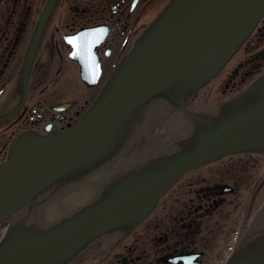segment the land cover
Listing matches in <instances>:
<instances>
[{"label": "water", "instance_id": "water-1", "mask_svg": "<svg viewBox=\"0 0 264 264\" xmlns=\"http://www.w3.org/2000/svg\"><path fill=\"white\" fill-rule=\"evenodd\" d=\"M57 3L49 1L36 40ZM263 15L264 0H171L75 127L16 139L0 166V226L11 223L0 264H68L103 235L133 230L187 171L264 149V74L217 109L186 107ZM155 104L174 110L158 126L157 112L148 116ZM261 219L227 264H264Z\"/></svg>", "mask_w": 264, "mask_h": 264}, {"label": "flooded vegetation", "instance_id": "flooded-vegetation-1", "mask_svg": "<svg viewBox=\"0 0 264 264\" xmlns=\"http://www.w3.org/2000/svg\"><path fill=\"white\" fill-rule=\"evenodd\" d=\"M47 2L0 1V166L22 134L74 127L170 0H58L36 40ZM263 74L264 17L186 107L217 109ZM173 112L155 104L151 125ZM262 215L264 149L223 155L184 174L133 231L103 235L68 264H226Z\"/></svg>", "mask_w": 264, "mask_h": 264}, {"label": "bare ground", "instance_id": "bare-ground-1", "mask_svg": "<svg viewBox=\"0 0 264 264\" xmlns=\"http://www.w3.org/2000/svg\"><path fill=\"white\" fill-rule=\"evenodd\" d=\"M49 1H50V0H48L47 5H48ZM170 1H171V0H170ZM169 3H170V2H169ZM169 3H168V4H169ZM47 5H46V7H47ZM166 7H167V6H166ZM45 10H46V8H45ZM45 10H44V12H45ZM44 12H43V14H44ZM43 14H42V16H43ZM51 17H52V15H51ZM51 17H50V19H51ZM263 17H264V15L262 16V18H263ZM262 18H261V19H262ZM50 19H49L47 25L49 24ZM260 21H261V20H260ZM260 21H259V22H260ZM152 22H153V21H152ZM152 22H151V23H152ZM151 23L149 24V26L151 25ZM258 24H259V23H258ZM258 24H257V25H258ZM149 26H148V27H149ZM37 27H38V26H37ZM46 27H47V26H46ZM255 28H256V27H255ZM255 28H254V30H255ZM254 30H253V31H254ZM252 33H253V32H252ZM252 33H251V34H252ZM136 43H137V42H136ZM136 43H135V45H136ZM135 45H134L133 47H135ZM214 79H215V78H214ZM214 79H212V80H214ZM212 80H211V81H212ZM211 81H210V82H211ZM210 82H209V83H210ZM209 83H208V84H209ZM208 84H207V85H208ZM207 85H206V86H207ZM204 87H205V86H204ZM204 87H202V88H201L198 92H196L195 94L199 93ZM89 107H90V106H89ZM88 109H89V108H88ZM88 109H87V110H88ZM262 112L264 113V108L262 109ZM57 133H61V132H57ZM242 152H245V151H242ZM232 153H240V152H232ZM232 153H230V154H232ZM10 154H11V151H10ZM207 163H208V162H207ZM184 174H186V173H184ZM184 174H183V175H184ZM183 175H182V176H183ZM182 176H181V177H182ZM181 177H180V178H181ZM180 178H179V179H180ZM179 179H178V180H179ZM178 180H177V181H178ZM177 181H176V182H177ZM173 185H174V184H173ZM173 185H172V187H173ZM172 187H171V188H172ZM171 188H170V189H171ZM170 189H169V190H170ZM169 190H168V191H169ZM168 191H167V192H168ZM167 192H166V193H167ZM166 193H165V194H166ZM165 194H164V195H165ZM164 195H163V196L157 201V203H156V205L153 207V209L158 205L159 201L164 197ZM153 209H152V210H151V211H150V212H149V213H148V214H147V215H146V216H145V217H144V218H143V219L137 224V225H139V224H140V223H141V222H142V221H143V220H144V219H145V218H146V217H147V216L153 211ZM134 229H135V228H134ZM134 229H133V230H134ZM79 255H80V254H79ZM75 258H76V257H75ZM75 258H74V259H75ZM74 259H73V260H74ZM73 260H72V261H73ZM230 260H231V259H229V261H230ZM229 261H228V262H229ZM228 262H227V263H228Z\"/></svg>", "mask_w": 264, "mask_h": 264}, {"label": "rangeland", "instance_id": "rangeland-1", "mask_svg": "<svg viewBox=\"0 0 264 264\" xmlns=\"http://www.w3.org/2000/svg\"><path fill=\"white\" fill-rule=\"evenodd\" d=\"M4 233H5V226H2V227L0 228V239H1V237L4 235Z\"/></svg>", "mask_w": 264, "mask_h": 264}, {"label": "snow or ice", "instance_id": "snow-or-ice-1", "mask_svg": "<svg viewBox=\"0 0 264 264\" xmlns=\"http://www.w3.org/2000/svg\"><path fill=\"white\" fill-rule=\"evenodd\" d=\"M75 40H78L79 39V37H76V38H74ZM75 54V53H74Z\"/></svg>", "mask_w": 264, "mask_h": 264}]
</instances>
